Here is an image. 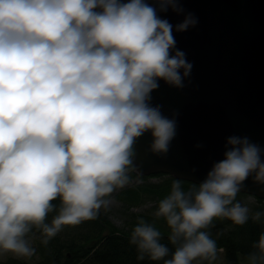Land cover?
I'll use <instances>...</instances> for the list:
<instances>
[{
  "label": "clouds",
  "instance_id": "obj_1",
  "mask_svg": "<svg viewBox=\"0 0 264 264\" xmlns=\"http://www.w3.org/2000/svg\"><path fill=\"white\" fill-rule=\"evenodd\" d=\"M181 2L0 0V254L31 258L34 229L47 246L107 211L133 182L145 134L150 152L168 153L179 113L151 101L160 81L183 89L193 68L160 15L184 14ZM197 23L188 13L175 31ZM249 177L264 190V148L230 136L205 179L185 189L175 178L158 201L152 215L165 221L171 248L155 222L138 219L129 241L137 258L215 264L224 249L214 220L264 225V212L237 200ZM243 264H264V231Z\"/></svg>",
  "mask_w": 264,
  "mask_h": 264
},
{
  "label": "water",
  "instance_id": "obj_2",
  "mask_svg": "<svg viewBox=\"0 0 264 264\" xmlns=\"http://www.w3.org/2000/svg\"><path fill=\"white\" fill-rule=\"evenodd\" d=\"M181 7L184 14L160 15L173 25L176 47L193 68L183 89L160 81L151 101L170 118L179 113L177 133L164 155L150 152V133L141 137L135 171L199 183L223 159L228 137L246 136L264 148V0H182ZM188 13L197 25L176 32ZM241 192L264 199L251 177Z\"/></svg>",
  "mask_w": 264,
  "mask_h": 264
},
{
  "label": "trees",
  "instance_id": "obj_3",
  "mask_svg": "<svg viewBox=\"0 0 264 264\" xmlns=\"http://www.w3.org/2000/svg\"><path fill=\"white\" fill-rule=\"evenodd\" d=\"M130 175L132 180L141 182L119 189L115 194L117 200L127 210L126 226H118L110 219L109 214L102 210L95 220L65 228L47 246L41 243L40 234L34 229L37 261L28 263L11 258L1 264H162V261L154 262L148 257L139 260L135 246L129 241L131 231L138 219L143 218L147 222L156 223L162 233V243L171 248L167 239L169 229L165 221L156 219L150 212L135 213L130 210L146 203L153 204L151 208L157 210L158 201L170 192L175 177L166 173L143 176L135 170L131 171ZM151 178H158L159 181H150ZM192 184L193 182L184 180L185 189ZM248 196L249 194L240 192L237 200L240 201ZM254 198L255 203L250 209L253 212H264V199L256 196ZM55 203L59 204V201ZM48 219L51 220V215ZM213 223L214 227L210 231L217 240L218 248L224 249L226 264H241V258L251 250V243L258 239L261 231H264V225L253 223L251 220L244 226L234 225L226 219H216Z\"/></svg>",
  "mask_w": 264,
  "mask_h": 264
},
{
  "label": "rangeland",
  "instance_id": "obj_4",
  "mask_svg": "<svg viewBox=\"0 0 264 264\" xmlns=\"http://www.w3.org/2000/svg\"><path fill=\"white\" fill-rule=\"evenodd\" d=\"M150 181L158 182L159 179L158 178H151ZM140 182L141 181H139V180H133V182L128 186H132L133 184L140 183ZM117 191L112 194L113 203L111 204L110 208L106 212L109 214L110 219L115 224H117L120 227H124L127 225L126 219L128 217V213H127L126 208H123L122 204L115 197V194L117 193ZM240 202L247 204L248 207L251 208V205H253V203H255V198H254V196L249 195L247 198L241 199ZM152 205L153 204H151V203H146V204L141 205L139 207H133L130 211L135 212V213L150 212L153 214L156 211V208L152 209L151 208ZM32 245L35 248V239L34 238L32 239ZM11 258L12 259H18L21 262L26 261L28 263H34L37 261L38 255H37V251H36L35 255H33L31 258H22V257H17L16 255L11 254V253H3V254H0V264L4 261H7L8 259H11ZM215 264H226L224 252L219 255V258L215 262ZM241 264H243V258H241Z\"/></svg>",
  "mask_w": 264,
  "mask_h": 264
}]
</instances>
